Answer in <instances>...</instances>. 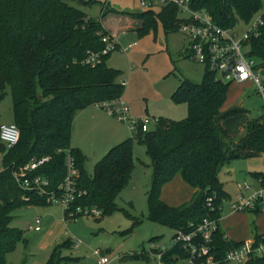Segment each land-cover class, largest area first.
Here are the masks:
<instances>
[{
	"label": "trees",
	"instance_id": "trees-1",
	"mask_svg": "<svg viewBox=\"0 0 264 264\" xmlns=\"http://www.w3.org/2000/svg\"><path fill=\"white\" fill-rule=\"evenodd\" d=\"M69 1L0 0V98L9 87L13 122L19 129L15 144L7 147L0 139V264H8L6 253L24 239L22 230L9 224L12 211L48 203L45 193L25 190L14 179L13 169L31 159L50 156L35 173L46 176L48 189L57 191L66 174L65 158L69 154L78 171V186L85 190L74 204L97 207L104 215L116 208L115 197L129 180L133 140H138L145 145L152 165L148 218L174 230L189 231L191 222L197 223L207 215L220 216L216 206L229 197L219 179L222 166L231 159L254 157L264 151V115L247 119L243 133L234 139L224 122L245 109H223L229 83L204 70L199 82L182 79L171 93L174 101L187 105L183 118L160 116L153 129H137L108 148L94 162L92 174L87 175L85 155L70 142L73 116L88 105L120 97L124 85L118 80L120 70L106 63L111 51L94 65L84 62L89 52L104 47L101 36L111 34L100 18L88 17ZM190 6L205 9L214 22L229 27L237 20L248 21L262 7V0H191ZM105 13L106 8L100 17ZM177 14V6L172 3L165 4L157 15L152 8L128 12L138 19V33L154 29L157 17L166 31L175 30L180 21ZM251 45V54L264 60V25ZM176 173L195 192L189 202L173 206L162 201L159 192ZM252 175L264 186L263 171H253ZM207 196H213V210L206 203ZM240 241L224 238L219 224L213 236L215 257L222 259L226 250ZM71 244V239L55 244L45 264H77L78 257L62 253ZM177 252L186 255L175 244L163 256L166 264H172V255ZM243 264H264V254L254 255Z\"/></svg>",
	"mask_w": 264,
	"mask_h": 264
},
{
	"label": "rangeland",
	"instance_id": "rangeland-1",
	"mask_svg": "<svg viewBox=\"0 0 264 264\" xmlns=\"http://www.w3.org/2000/svg\"><path fill=\"white\" fill-rule=\"evenodd\" d=\"M82 1L69 2L92 19L100 18L102 10L106 8V13L109 14L108 24L117 32L119 46L111 50L106 63L120 70L119 81L123 78L126 80L121 97L129 108V116L148 117L150 119L148 129L155 127L160 116L171 119L183 118L187 113V105L183 101H174L171 93L182 79L199 82L204 72V66L190 56L188 37L178 29L166 31L158 17L155 28L144 33L124 28L123 25L130 17L128 12L145 9L139 0ZM163 6L156 5L152 10L157 15ZM263 12L264 0L262 7L248 21H238L237 30L246 29L249 23ZM182 16L185 14L180 13L179 17ZM132 41L136 43L124 49ZM235 107H243L245 111L231 116L224 124L231 136L238 139L243 133L245 121L262 113L256 88L250 81L229 83L223 108L227 110ZM101 109L111 116L103 107ZM10 122H13L12 98L7 87L0 98V124ZM123 125L125 138L132 136L136 131L126 123ZM76 140L80 143L85 140L79 129ZM132 149L139 160L137 171L132 179L130 175L126 185L118 192L114 200L116 208L110 213L97 217L85 214L64 217L62 207L49 202L14 209L9 224L20 228L24 239L19 240L15 247L6 253L7 263L45 264L55 244L71 239L72 244L63 248L62 253L78 257L79 264H94L92 254L94 249H107L111 257L108 264H156V260L150 254V248L157 244L169 246L174 229L148 218L147 191L151 184V159L142 142L133 140ZM95 161L92 155L85 156L84 169L87 175L92 174ZM253 171L264 172V151L254 157L231 159L222 166L219 179L227 188L230 198H234L236 194L234 188L236 182L246 181L256 186L255 182L258 181L253 177ZM250 190H246L245 193ZM230 198L222 201L220 210L222 230L223 228L227 232L230 230V237L234 238L231 231L247 228L251 236L255 224L258 230L264 229V212L259 214L245 210L238 211L240 215L237 219L230 216L228 208ZM35 225L39 226L38 230L32 228ZM135 253L138 254L137 257L132 256Z\"/></svg>",
	"mask_w": 264,
	"mask_h": 264
},
{
	"label": "built area",
	"instance_id": "built-area-1",
	"mask_svg": "<svg viewBox=\"0 0 264 264\" xmlns=\"http://www.w3.org/2000/svg\"><path fill=\"white\" fill-rule=\"evenodd\" d=\"M143 8H152L156 5L172 3L177 6L179 17L178 30L188 37V50L195 61L204 66V70L214 75V78L224 83H245L250 81L255 86L257 96L261 102V111L264 115V60L257 58L252 52V39L261 34V27L264 25V12L256 16L242 31L237 30V20L232 26L222 27L213 21L211 15L203 8L194 9L190 6L191 0H139ZM104 47L98 52H89L84 62L96 64L101 60V55L118 47L112 35L101 36ZM136 41L127 44L124 49L133 46ZM125 85L126 80L120 81ZM111 116L123 121L131 129L148 130L150 119L146 116L133 118L129 116V108L126 102L120 97L105 100L99 103ZM19 138V129L14 122L0 124V139L7 147L15 144ZM50 158L43 155L31 159L26 163L13 169L15 181L25 190H32L37 193H45L50 203L62 207L67 217H74L75 214L91 216L101 215V209L94 206H81L74 204L76 197L85 193V190L78 186V171L73 164L72 157L67 154L65 158L66 174L59 183L57 191L48 189V178L35 173L39 165ZM238 189L234 198H230L228 207L231 211H256L264 212V186L259 185L251 188V185L244 181L236 182ZM251 189L248 194L243 190ZM213 196L206 197V203L211 210ZM216 208H222V203ZM220 217L207 215L197 223H190L191 229L184 231L175 229L169 246L156 245L150 248V254L156 260V264H166L163 256L167 249L175 244L180 245L186 255L179 252L172 255V264H218L219 261L230 264H243L254 255L264 254V231L255 237L241 240L237 245L229 248L222 259L218 260L214 255L213 236L220 224ZM35 230L39 229L35 225ZM224 238H227L224 232ZM96 264H108L110 255L100 249H94Z\"/></svg>",
	"mask_w": 264,
	"mask_h": 264
},
{
	"label": "crops",
	"instance_id": "crops-1",
	"mask_svg": "<svg viewBox=\"0 0 264 264\" xmlns=\"http://www.w3.org/2000/svg\"><path fill=\"white\" fill-rule=\"evenodd\" d=\"M108 13H105L103 16L100 17L102 26L109 31V33L115 38L117 43V32L116 30H113L112 27L108 24ZM138 20L128 17L126 24L123 25L126 29H135L138 25ZM118 45V43H117ZM119 46V45H118ZM124 79V78H123ZM126 84V83H125ZM123 99V97H121ZM124 100V99H123ZM225 109V108H223ZM115 119L114 117H111L99 107L98 104H91L88 105L82 109H79L76 111V113L73 116L72 125H71V136H70V142L72 146L79 147L83 154L86 155H92L95 160H98L112 145L115 143L123 140L125 138V128L124 123ZM78 129L85 137L84 142H78L76 140V134L78 132ZM133 154V169L131 171V179L133 178L135 172L137 171L138 166V158L134 155V151L132 149ZM223 184V183H222ZM251 188H256L259 186V183L255 182L256 186H252ZM224 190L227 191V188H225V185L223 184ZM236 190V194L238 192L237 187H234ZM250 190V189H246ZM246 190H243L244 194H248L249 192L245 193ZM195 192V188L192 187L190 184H188L179 173H176L168 182L162 185L159 197L162 201L169 205L177 206L186 202H189ZM229 194V193H228ZM230 198V196H229ZM229 208V207H228ZM230 210V209H229ZM261 214L262 212H257ZM240 215V212H234L230 210V216L237 219ZM220 220H222V217H220ZM221 223V221H220ZM223 231L225 232L227 238L230 237V230L227 232V230L223 228ZM264 229H257V225L255 224V229L252 232L251 236H249V230L247 228H242L240 231H231L234 238H228L231 240L239 241L243 239H247L250 237H253L255 233L263 232ZM102 250V249H100ZM109 254V252L106 250H102ZM93 254V253H92ZM96 257L94 255V264H96ZM80 259L78 258L77 264H79Z\"/></svg>",
	"mask_w": 264,
	"mask_h": 264
}]
</instances>
